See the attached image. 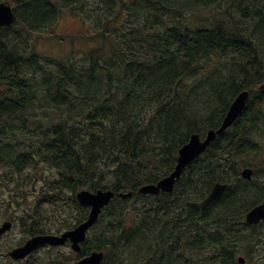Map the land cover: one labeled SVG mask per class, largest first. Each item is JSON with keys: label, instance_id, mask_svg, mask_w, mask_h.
Returning a JSON list of instances; mask_svg holds the SVG:
<instances>
[{"label": "trees", "instance_id": "16d2710c", "mask_svg": "<svg viewBox=\"0 0 264 264\" xmlns=\"http://www.w3.org/2000/svg\"><path fill=\"white\" fill-rule=\"evenodd\" d=\"M69 1L28 0L17 23L0 26V167L27 236L50 232L45 221L54 215L63 219L56 232L85 219L78 190L111 189L81 255L103 251L101 264H239L243 255L245 264H258L250 260L264 245V221L249 225L244 216L264 197V88H257L264 0H128L116 12L109 2L94 44L78 59L29 48L16 25L44 29ZM243 90L249 98L240 116L182 170L171 192H138L174 169L191 134L218 127ZM38 163L55 173L31 195L19 177ZM248 166L250 180L240 176ZM216 182L231 187L201 209Z\"/></svg>", "mask_w": 264, "mask_h": 264}, {"label": "rangeland", "instance_id": "374dc122", "mask_svg": "<svg viewBox=\"0 0 264 264\" xmlns=\"http://www.w3.org/2000/svg\"><path fill=\"white\" fill-rule=\"evenodd\" d=\"M113 1L115 0H71L61 7L56 17L46 28L25 32V26L20 22L16 25V29H22V33L27 35V45L29 48H34L43 54L52 55L58 60L68 59V57L69 59H78L82 52L87 51L90 46L94 44L95 41L91 38L95 30L101 25L103 17L108 15L107 11L110 7L109 2L112 3L114 12L120 8L122 2L114 3ZM66 2L67 1H61L60 4L63 5ZM191 18L192 17L187 21L188 23L199 22ZM262 143H264V141ZM259 163H264V144ZM3 168L0 167V224L5 220H10L12 222L11 228L0 237V253L5 254L12 248L21 245L29 236H27L25 232L26 225L22 224L23 222L20 220L25 217L23 214L24 211H21V208L16 206L15 201L9 198L13 183H6L7 178L3 177V172L6 171L7 168ZM27 172L33 173L31 179ZM54 173L55 171L48 168L46 164L38 163L35 167H31L28 171L23 172L19 178L20 181L24 183V189H28L32 195V193H35V191H37ZM33 180L35 181L33 182ZM6 200L9 202L7 211L4 210ZM25 206L27 207H25L24 210L27 213L30 207H32V204L30 205L29 202ZM70 213L73 217L69 218V220L73 223L76 221L75 211H70ZM54 216L55 218H50L45 221V229L51 230L47 233L58 234L65 230L62 228L59 232H56L55 228L63 219H59L56 217L57 215ZM61 216L67 217L66 212L62 213ZM23 221L27 223L25 219ZM263 233L264 228L259 231L258 236L261 240ZM255 250L256 254H254V258L252 261L250 260V262L264 264V245L262 247L261 245H256ZM34 257L36 258L34 262L39 264H51L49 260L53 258L62 260L64 264H75L76 254L71 251V248L67 244L57 247L43 246L34 254ZM134 259L135 256H132L131 260ZM9 261L11 262L12 259L0 255V264H9ZM125 264H128L127 260ZM247 264L250 263L248 262Z\"/></svg>", "mask_w": 264, "mask_h": 264}, {"label": "water", "instance_id": "95a60500", "mask_svg": "<svg viewBox=\"0 0 264 264\" xmlns=\"http://www.w3.org/2000/svg\"><path fill=\"white\" fill-rule=\"evenodd\" d=\"M20 2L23 0H15ZM17 21L10 4L0 2V25L9 26ZM259 88H264V82L259 85ZM249 92L243 90L239 92L230 103L221 124L216 129H209L203 138L199 134H191L188 141L183 144L178 150L176 164L174 169L166 176L162 177L156 183L144 184L138 189L139 193L158 194L159 192H171L175 181L180 177L182 170L195 158H197L215 139L217 134L222 133L228 128L235 119L243 111L248 100ZM252 169L247 167L241 171L243 178H251ZM231 185L223 182H216L208 195L201 201V209L209 207L226 189ZM131 192L120 193L121 197H128ZM114 197V191L111 189L90 191L82 189L76 192V199L83 206L89 208L88 215L85 220L77 224L75 227L57 234H39L27 239L21 246L15 247L8 252L13 259H21L35 250L41 245H63L66 241L70 242L71 249L79 252L81 243L86 238L88 229L97 221L102 209L108 205L111 198ZM245 220L248 224H256L264 220V199L260 204L252 207L246 214ZM11 226V222L4 221L0 225V236ZM104 253L102 251H92L88 255L81 257L76 264H101ZM239 263H244V258H238Z\"/></svg>", "mask_w": 264, "mask_h": 264}, {"label": "flooded vegetation", "instance_id": "af4514ba", "mask_svg": "<svg viewBox=\"0 0 264 264\" xmlns=\"http://www.w3.org/2000/svg\"><path fill=\"white\" fill-rule=\"evenodd\" d=\"M0 1L10 4L12 9H13V12L16 14V13H18V11L22 10V8L25 6L27 0H23V1H20V2H16L15 0H0ZM67 244H69V243L67 242L64 245H67ZM41 248L42 247H39L37 250L33 251L31 254H29V256H27V258L25 257L24 259H20V260H13L12 259V261H11L12 263L9 261V264H13V263L28 264L29 262H33V260L35 258L34 254L38 250H40ZM0 255L5 257V255L3 253H0ZM7 257L8 256H6V258Z\"/></svg>", "mask_w": 264, "mask_h": 264}, {"label": "bare ground", "instance_id": "6f19581e", "mask_svg": "<svg viewBox=\"0 0 264 264\" xmlns=\"http://www.w3.org/2000/svg\"><path fill=\"white\" fill-rule=\"evenodd\" d=\"M244 1V0H243ZM244 3H245V1H244ZM248 9V8H247ZM257 9V8H256ZM45 11H46V8H45ZM250 11V10H249ZM257 11V10H256ZM49 12V11H48ZM48 14V13H47ZM250 14V13H249ZM46 15V14H45ZM48 15H50V13L48 14ZM258 15V14H257ZM44 17V16H43ZM48 16H46V20L48 19L47 18ZM50 17V16H49ZM42 20V19H41ZM43 20H44V18H43ZM49 20H50V18H49ZM205 29V28H204ZM216 29H218L217 27H216ZM207 31V30H206ZM216 33V32H215ZM203 34V33H202ZM201 34V35H202ZM209 34V33H208ZM208 34H207V36H208ZM212 35V34H211ZM219 35V34H218ZM216 36V35H215ZM210 37V36H209ZM213 38V37H212ZM217 38H219V37H217ZM207 39V38H206ZM210 38H208V40H209ZM211 40V39H210ZM219 43V42H218ZM228 43H230V42H228ZM223 44V43H222ZM225 45V44H224ZM228 46V45H227ZM217 52V51H216ZM263 53V52H262ZM261 56V55H260ZM129 57V56H128ZM256 57V56H255ZM243 58H245V57H243ZM257 58H259V57H257ZM262 58V57H261ZM245 59H247V58H245ZM235 61V60H234ZM173 62V61H172ZM102 63H103V61H102ZM173 64H174V62H173ZM233 64V63H232ZM232 64H231V66L230 67H233L232 66ZM238 64V63H237ZM227 66H229L228 64H227ZM235 66V65H234ZM248 66V65H247ZM183 67V66H182ZM136 68V67H135ZM185 68V67H184ZM234 68V67H233ZM134 69V68H133ZM132 69V70H133ZM180 69V68H179ZM227 69V68H226ZM232 69V68H231ZM230 69V70H231ZM131 70V69H130ZM134 70H136V69H134ZM139 71V70H138ZM175 71V70H174ZM181 71V70H180ZM228 71V70H227ZM237 71H238V69H237ZM235 72V71H234ZM239 72V71H238ZM141 73V72H140ZM143 73V72H142ZM141 73V74H142ZM153 73V72H152ZM180 73V72H179ZM181 73H182V71H181ZM186 73H187V71H186ZM242 73V72H241ZM146 74V73H145ZM148 74V73H147ZM229 75H230V73H229ZM228 75V76H229ZM241 75V74H240ZM147 77V76H146ZM221 77V76H220ZM223 77V76H222ZM143 78H144V75H143ZM226 78H228V77H226ZM242 78V77H241ZM244 78V77H243ZM220 80V79H219ZM238 80H240V79H238ZM213 81V80H212ZM214 82V81H213ZM215 85V84H214ZM226 89V88H225ZM221 94V93H220ZM216 112V111H215ZM210 115V114H209ZM197 123H199V122H197ZM199 124H201V123H199ZM238 131V130H237ZM195 133V132H194ZM209 169V168H208ZM199 170V169H198ZM190 204V203H189ZM119 209V208H118ZM170 226V225H169ZM173 226V225H172ZM179 226V225H178ZM177 227V226H176ZM175 227V228H176ZM171 229V228H170ZM187 229V228H186ZM169 231V230H168ZM172 232H173V230H172ZM136 236V235H135ZM128 241H130V240H128ZM117 245V244H116ZM169 245H170V243H169ZM131 248V247H130ZM156 249V248H155ZM221 250V249H220ZM129 254V253H128ZM168 256V255H167ZM117 257V256H116ZM168 258H170V256L168 257ZM128 259V258H127ZM162 259V258H161ZM116 260V259H115Z\"/></svg>", "mask_w": 264, "mask_h": 264}]
</instances>
